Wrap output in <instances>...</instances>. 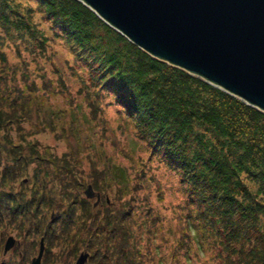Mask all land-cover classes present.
I'll return each mask as SVG.
<instances>
[{
  "label": "trees",
  "instance_id": "trees-1",
  "mask_svg": "<svg viewBox=\"0 0 264 264\" xmlns=\"http://www.w3.org/2000/svg\"><path fill=\"white\" fill-rule=\"evenodd\" d=\"M28 1L47 37L38 38L37 12L12 0H0V26L10 40L35 41L40 51L26 49L31 54L55 59L57 80L63 69L73 74L77 91L68 90V108L58 110H70L72 121L80 111L87 119L89 104L91 113L100 103L118 109L147 160L175 178L179 196L175 225L163 227L147 198L149 184L157 195L161 189L145 163L136 170L107 159L104 145L80 144L97 135L95 126L72 121L67 130L74 124L77 133L55 137L64 151L52 155L37 138L66 125L45 101L54 84L40 91L27 69L12 65L11 89L0 74V213L10 217L11 234L15 226L19 236L43 238L45 264H73L80 252L89 255L85 264H182L191 256L200 264H264V113L149 56L79 0ZM54 41L65 46L63 57L49 49ZM89 183L96 206L82 195Z\"/></svg>",
  "mask_w": 264,
  "mask_h": 264
},
{
  "label": "water",
  "instance_id": "water-1",
  "mask_svg": "<svg viewBox=\"0 0 264 264\" xmlns=\"http://www.w3.org/2000/svg\"><path fill=\"white\" fill-rule=\"evenodd\" d=\"M79 1L149 56L264 113V0ZM84 195L95 197L91 185ZM13 244L9 237L4 252ZM44 249L41 238L31 264H40ZM88 256L82 252L75 264Z\"/></svg>",
  "mask_w": 264,
  "mask_h": 264
},
{
  "label": "rangeland",
  "instance_id": "rangeland-1",
  "mask_svg": "<svg viewBox=\"0 0 264 264\" xmlns=\"http://www.w3.org/2000/svg\"><path fill=\"white\" fill-rule=\"evenodd\" d=\"M12 1L14 2V4L19 3V5L22 8L30 7L31 10L34 9L35 13L37 12L36 15L32 17L33 19L32 22L36 23L37 28H40V31H41V25L39 23V21H41L40 19L41 15L37 11V8H36L37 5L34 2H30L28 0H12ZM32 14L34 13L32 12ZM42 30L43 32L41 31L42 33H39L40 35H38L39 39H41V37H47L49 35L46 25L42 26ZM38 38L37 40H39ZM31 47H35L34 49L36 51H40L39 45L33 40H30V41L26 39L21 40L18 37L13 38V40H10V38H8L6 34L3 32L2 26H0V74L8 78L7 80L5 79L8 88L11 89L14 83V82L13 83L11 82L12 77L10 73L11 70L9 68L12 65H15L16 67L20 69L21 68L24 70L27 69L28 74H30L31 79L34 80L35 78V81H36L35 84L37 85L38 88L39 87L41 88L43 86L42 83L43 84L48 83V81H51L52 83V84L51 83L48 84V88L52 89L53 84H54L55 93L46 94L45 101L47 105H50L51 107H53V109L57 111H59L58 110L59 108H68L69 98L70 96H73L74 94L71 92H67V91L68 90L70 91L74 90L75 92L77 91V88L73 89L74 87L71 88L70 86V85H74V83L76 82L75 77L72 76L73 75L72 73L70 74V76L68 73L64 74L63 71H66V70L63 69L59 79L57 80V77L55 76V73H54L55 71L54 65H57L56 60L55 59H52V60L45 59L41 55V53H38L37 55L31 54L28 50H26ZM49 47H50L49 49H53L52 51H54L55 53L57 52L59 57H63V54L66 51L65 46L61 45L60 42H57V41L52 42L51 46ZM48 56H51V55L48 53ZM3 61H5L4 64H3ZM16 75H17V83H21L22 81H19L18 79V77L21 76V73L16 70ZM64 85L67 86V90L60 89V86H64ZM44 88L45 86L42 87L40 91L45 92L46 90H43ZM99 107H100L99 111L98 109L92 108V113H93L92 114L90 111V104H89L88 107L85 106V110L83 111L84 113L87 114V119H84L86 116L84 117V115L80 113L82 111L78 112V115L75 119H72V121H76L78 125L83 124L85 126H88L87 129L91 128L92 126L99 128L97 131V135L90 136L91 139L88 142H85L84 139H82L81 143L80 142L78 143L82 144V146H85V148H87V146L91 144L93 145L96 144L97 146L104 145L103 148L108 153V154H104L107 159L115 161V163L120 162L122 163V165L124 164L126 166L134 164V168L136 170L142 171L141 169L142 163H145V166H144L145 168L143 171L147 172V176L152 175L155 177V180H158V185L160 187L159 189H161V193H163L162 197H161V193L157 195L156 188L154 187V185L149 184L147 198L149 199L151 203H154L157 205L159 212H161L162 216L164 217L163 227H167V224L170 226L175 225V222L171 219L172 215L170 214L173 210V205L175 201L178 200V196H179L178 193L175 192V178L169 175L167 170L163 166H158V164L153 160H147V156L144 154L143 149L135 141V138L131 131V126L127 125L126 122L122 120V118L120 117V114L118 113V109H114L112 107L102 105L101 103ZM70 112H71L70 110L64 111L63 113L60 112L61 113L60 124H61L62 117H65V115H68ZM72 121H71V117H65L64 122L66 123V125L63 128L58 127L57 130L54 131L57 134L53 133V131L50 129L46 130L44 128L45 129L43 131L44 133L39 138L37 137L36 138L41 142V144H43V146L51 147L52 153H56L52 155L62 156L63 154L61 153L62 151H64L63 144L60 141H58L55 137L58 136L61 140L64 141L68 133L73 132L74 134H76L77 129L79 127L77 125L72 124L73 126L72 131L67 130V126L71 124ZM39 125L44 126V123L42 122ZM49 133H52V134H49ZM88 133L90 134L91 132L88 130ZM73 143L75 145L76 142H73ZM85 155L86 154H80L78 155V158H79V161L82 158L84 167H85L84 169L86 170L88 169V165L86 162ZM117 159L119 161H117ZM88 185H91V184L90 183L87 184L86 187L82 190V195L84 197H85L84 191L86 190ZM16 186L19 187L18 184ZM0 189H1V185H0ZM92 191L95 196L92 200L95 199L96 201V196L98 194L93 190V188H92ZM160 199L163 200V203L159 202ZM95 201L93 202V204L95 203ZM99 201H100V196H99ZM106 201L108 202V200ZM165 207L166 209H164ZM12 228L13 227L10 224L8 229L6 230L3 229V232L5 231L6 234H11V232H13ZM14 228H15L14 230L16 231L14 234L12 233L11 235H13L14 237L17 236L18 238H20L18 240H20L21 242H22V237H25L26 240L29 239L27 235L24 236V232L27 233L26 231H23L19 236L15 226ZM40 239H41L40 236L34 237L35 250L39 246ZM36 243H37V246H36ZM21 245L23 246L24 243H21L20 247ZM56 252L57 253L61 252V249L56 248ZM81 253L82 252H80L79 254ZM78 256L76 257L73 264H75ZM200 257H202V254L200 255ZM199 261L196 260L194 256H191L190 261H187L184 258V262L182 264H200Z\"/></svg>",
  "mask_w": 264,
  "mask_h": 264
},
{
  "label": "flooded vegetation",
  "instance_id": "flooded-vegetation-1",
  "mask_svg": "<svg viewBox=\"0 0 264 264\" xmlns=\"http://www.w3.org/2000/svg\"><path fill=\"white\" fill-rule=\"evenodd\" d=\"M9 220L10 217L6 213L3 215L0 213V264H31V260L37 256L39 248L38 246L36 250L34 249V235L33 233L24 232V236H29V239L26 240L25 237H22L21 242L17 236L6 234L3 229H8L10 226ZM9 237L14 238V244L8 251L4 252L5 243ZM21 243H24L25 246L21 245L20 247ZM53 250L56 252V249ZM48 258L50 259L49 256H46L44 249L40 264H45V260Z\"/></svg>",
  "mask_w": 264,
  "mask_h": 264
}]
</instances>
